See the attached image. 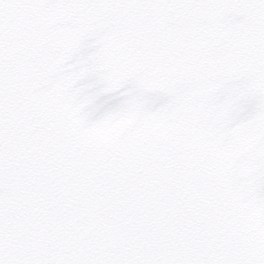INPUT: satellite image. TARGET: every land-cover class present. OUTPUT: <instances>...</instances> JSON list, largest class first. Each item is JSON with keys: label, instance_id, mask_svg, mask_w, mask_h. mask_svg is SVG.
Here are the masks:
<instances>
[{"label": "water", "instance_id": "water-1", "mask_svg": "<svg viewBox=\"0 0 264 264\" xmlns=\"http://www.w3.org/2000/svg\"><path fill=\"white\" fill-rule=\"evenodd\" d=\"M129 2L110 24L107 0H0V192L33 236L51 210L78 226L0 256L264 264V0Z\"/></svg>", "mask_w": 264, "mask_h": 264}, {"label": "bare ground", "instance_id": "bare-ground-1", "mask_svg": "<svg viewBox=\"0 0 264 264\" xmlns=\"http://www.w3.org/2000/svg\"><path fill=\"white\" fill-rule=\"evenodd\" d=\"M92 2L95 4H97V3L102 4L103 0H92ZM107 2L109 3V6H110L109 7L110 14L108 12L104 13V14L101 13V14L106 17V20L110 24H115L114 19L117 16V14L120 13L119 5H121L123 7L126 6L127 10L130 8L133 9L135 6L134 2H129V0H107ZM123 14H125L124 10H123ZM11 17H12V13H11V15H9L8 11H5L3 13L1 12L0 13V24L5 25L7 27L9 24H11V23H13V21H15ZM134 28H135L137 34L142 32L141 27L135 26ZM74 34L80 36L82 39V43H85V45H87V46L90 45L91 49H93V50H94V47H93L94 43H96L95 47H97L99 45L95 39V34L84 35L80 30H77V29L75 30ZM82 35H84V36H82ZM122 36H125V35H122ZM122 36L119 38L122 39ZM75 38L77 40L78 37L75 36ZM124 39L127 40L126 36ZM138 40L143 45V50L137 49L138 51H135L136 50V48H135L131 52H126V53H128L127 56H131L132 61H138L139 58L142 57V54H144L150 48L151 43L149 41L145 40L144 38H138ZM101 44L105 50L109 51L111 49L107 43H101ZM127 46L131 47L130 44H128ZM123 52H125V51H122V53ZM33 60H35V59H33ZM40 63H42L41 60H40ZM239 64H241V61L236 60L234 67L235 68L238 67ZM39 66H41V65L39 64ZM61 66H64V65H60V64L50 65L49 71L51 70L52 72H54L56 74L63 75L64 73L61 70ZM43 80H41L42 83H44ZM86 84H87L86 89H89L91 91L97 90L96 84L94 81L87 80ZM9 121H10V119H9ZM69 148L72 149V146H70ZM0 185H5V182L2 180L1 177H0ZM9 189L10 188H8V190ZM8 199H9V195L5 191L0 192V201L4 202L3 204H4V207L6 210V212L3 211V213L5 212V214H7V212H9L8 217H13L11 220V224H9V225L3 224L6 227V231L3 229L2 226H0V236H3V235L5 236L4 237L5 244L8 247V249H11L12 253H14V251H17V252L20 251L21 252V249L24 250V248L29 247L33 243L31 241V238L33 235H35V231H37V226L39 228V225H37L36 222H33L31 220L32 217L29 215H26L25 212H23V214H22L21 212H18V210H17L18 213L14 216V212H12V211L14 209H17V208L12 207L10 203L6 202ZM135 200H137V199H135ZM52 212H53V214H52ZM46 215L48 216L51 223L48 226L44 225L42 232H40V234H38L37 236H33L34 240H36V241L37 240H40V241L46 240L47 241V240L55 238V237L58 238L60 236L57 235V233L62 232L60 234V235H62L64 233H66L67 230H70V229L72 230L73 228L78 227V226L74 227L72 224H68V223L64 222L63 220H59L60 215H61L60 217L62 219H67L69 215L67 217H65V215L61 214L59 212V210H57V209L51 210ZM45 218H46V216H45ZM41 219L43 220L44 216L43 217L41 216ZM70 219H71V217H70ZM175 219H176V216L174 214L168 215V221L169 220H175ZM2 221H6V220L3 219ZM57 221H58V223H56ZM67 226H68V229H66ZM7 227L9 229V231L7 230ZM15 234H17L18 236ZM55 235H57V236H55ZM16 236H17V239H15ZM72 237H74L73 232L70 234V236L68 238H72ZM16 241H17V243H16ZM49 242H51V241H47V245L49 244ZM67 243H70V241L67 238L58 240V244L60 246H63ZM78 251L81 252L82 249L79 248ZM12 253L8 252V253H5L4 255L0 256V264L4 263V260H5V262H7L6 264H19L18 261H20V260L12 259V257L16 255L15 253L14 254H12ZM9 254H12L13 256H11Z\"/></svg>", "mask_w": 264, "mask_h": 264}]
</instances>
